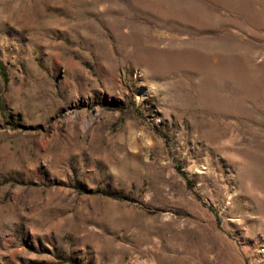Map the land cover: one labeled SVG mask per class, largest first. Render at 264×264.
Segmentation results:
<instances>
[{
  "label": "rangeland",
  "instance_id": "1",
  "mask_svg": "<svg viewBox=\"0 0 264 264\" xmlns=\"http://www.w3.org/2000/svg\"><path fill=\"white\" fill-rule=\"evenodd\" d=\"M0 264H264V0H0Z\"/></svg>",
  "mask_w": 264,
  "mask_h": 264
}]
</instances>
